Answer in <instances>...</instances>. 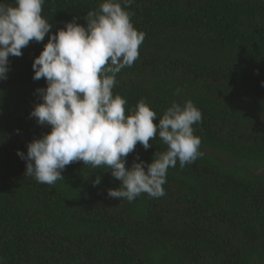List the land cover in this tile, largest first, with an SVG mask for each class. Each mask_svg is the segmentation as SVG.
<instances>
[{"label": "trees", "instance_id": "trees-1", "mask_svg": "<svg viewBox=\"0 0 264 264\" xmlns=\"http://www.w3.org/2000/svg\"><path fill=\"white\" fill-rule=\"evenodd\" d=\"M101 3L45 0L42 16L55 34L74 18L86 27ZM125 10L145 39L113 94L127 101L125 115L144 100L153 123L191 100L202 113L192 126L202 155L168 169L164 196L132 202L107 195L120 182L104 166L72 163L54 185L24 175L17 150L50 131L29 118L41 102L35 90L46 87L31 65L48 36L30 42L0 81V261L264 264V0H133ZM149 142L126 168L167 148L158 135Z\"/></svg>", "mask_w": 264, "mask_h": 264}, {"label": "clouds", "instance_id": "clouds-1", "mask_svg": "<svg viewBox=\"0 0 264 264\" xmlns=\"http://www.w3.org/2000/svg\"><path fill=\"white\" fill-rule=\"evenodd\" d=\"M132 2L103 0L98 11L87 13L86 27L74 18L52 34L53 25L42 16L45 0H14V4L0 0V81L7 79L10 56L20 57L30 42L40 43L48 36L31 65L32 79L43 78L46 87L35 90L41 102L29 118L50 131L28 143L26 154L17 150L25 162L24 175L54 185L72 163L104 166L120 182L107 195L132 202L142 193L164 196L168 169L177 161L184 168L202 155L201 140L192 127L202 113L191 100L183 105L173 102L153 123L157 114L144 100L125 115L127 101L113 94L116 75L139 58L145 39L125 10ZM157 135L166 150L155 152L151 163L136 156L126 168V157L136 145L147 150ZM99 183L97 176L93 185Z\"/></svg>", "mask_w": 264, "mask_h": 264}, {"label": "rangeland", "instance_id": "rangeland-1", "mask_svg": "<svg viewBox=\"0 0 264 264\" xmlns=\"http://www.w3.org/2000/svg\"><path fill=\"white\" fill-rule=\"evenodd\" d=\"M263 174V173H262Z\"/></svg>", "mask_w": 264, "mask_h": 264}]
</instances>
